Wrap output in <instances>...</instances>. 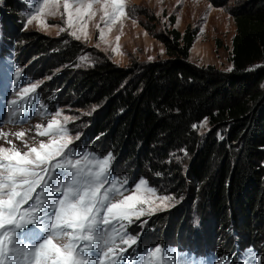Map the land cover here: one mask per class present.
I'll return each instance as SVG.
<instances>
[{
  "label": "trees",
  "instance_id": "1",
  "mask_svg": "<svg viewBox=\"0 0 264 264\" xmlns=\"http://www.w3.org/2000/svg\"><path fill=\"white\" fill-rule=\"evenodd\" d=\"M24 8L23 0L0 1L1 51L14 50L18 63L30 60V76L61 69L48 102L53 111L93 107L84 145L112 153L118 175L144 177L184 199L180 210L156 220L159 240L170 236L181 248L184 224L195 213L201 218L193 232L200 246L189 245L195 252L202 246L232 256L252 247L264 257V0L229 10L236 25L231 71L189 60L197 35L190 26L149 29L165 58L122 67L98 52L97 62L73 69L83 45L23 31ZM205 119L210 129L202 135L192 125Z\"/></svg>",
  "mask_w": 264,
  "mask_h": 264
},
{
  "label": "snow or ice",
  "instance_id": "2",
  "mask_svg": "<svg viewBox=\"0 0 264 264\" xmlns=\"http://www.w3.org/2000/svg\"><path fill=\"white\" fill-rule=\"evenodd\" d=\"M25 2L32 8L25 14L24 27L27 28L38 19L46 26L38 14L45 12L49 4L58 5L60 0ZM73 4L77 5L74 10ZM97 4L103 12L101 19L106 23L115 24L125 15V0H63L68 26L72 27L85 16L94 17L93 6ZM48 14L55 15V12L49 10ZM64 30L61 28V32ZM80 32L88 38L86 25L81 26ZM70 35L81 40L77 31ZM100 35L103 38L102 30ZM22 72L21 66L14 67L13 94L22 95L19 100L6 101L8 119L0 120V125L24 123L38 85L43 84L42 80L27 81ZM60 115L57 110L46 127L36 125L37 135L53 137L47 143L41 141L38 148L21 152L15 150V145L12 149L0 147V264H187L176 249L166 245L156 243L141 248L142 232L128 231L134 223L133 218L140 221L142 216L153 212L149 208L146 213L143 207L152 205L153 198L161 201L156 206L159 210L173 197L169 194L157 196L158 189L150 186L144 177L129 186L127 178L114 176L115 157L110 152L102 156L83 150L76 152L69 128L56 119ZM68 119L64 117L65 121ZM206 123L205 119L203 124ZM192 127L197 126L193 124ZM0 135L7 139L6 133ZM15 136L23 142L25 133L17 132ZM79 138L77 134L75 139ZM24 147L28 145L25 143ZM124 192L131 194L124 195ZM117 196L123 198L116 199ZM146 222L141 221L139 227L143 229ZM31 228L43 236L37 238L29 231ZM117 239L125 247H120ZM54 240L64 243L58 245ZM218 264H264V257L247 247L232 256L219 258Z\"/></svg>",
  "mask_w": 264,
  "mask_h": 264
},
{
  "label": "rangeland",
  "instance_id": "3",
  "mask_svg": "<svg viewBox=\"0 0 264 264\" xmlns=\"http://www.w3.org/2000/svg\"><path fill=\"white\" fill-rule=\"evenodd\" d=\"M243 1L245 0H228L224 6H214L209 0H125V15L115 24H111V22L106 23L101 19L103 12L100 10L101 6L97 4L93 6V10L96 12L94 17L89 18L85 16L83 20L76 21L72 27H69L67 24V14L64 11L63 0H60L58 5L49 4L45 12L38 14L40 19L45 22L46 26H42L38 19L33 20V22L25 28V14L31 11L32 8L30 4L23 0L25 8L22 12L24 19L22 29L23 31H36L49 38L59 39L67 36L69 41H77L70 35L72 31H77V34L81 35V40L77 42L83 45L84 50L83 53L77 57L76 63L72 68L83 69L100 59L98 52L122 67H129L133 64L142 65L165 58L163 44L149 32V29L150 31L158 32L164 27H175L183 32L186 27L190 26L192 29L197 30V35L190 50L189 60L199 66L214 65L221 70L228 71V69L232 67L230 61L231 47L232 39L236 32L235 21L229 10L237 3ZM36 2L37 0H32V4ZM76 6L77 5L73 4V10ZM49 10L55 12V15H49ZM171 17L173 18L171 19ZM82 25H86L88 34L87 39H85L80 32ZM97 25H99V27H97ZM61 28L65 30L61 32ZM109 28H111V30H109ZM201 28L203 31H201ZM101 30L104 33L103 38H101L100 35ZM117 37H119V39H117ZM1 45L0 39V46ZM85 57L86 59H82ZM27 61L28 59L18 63L15 60L14 50L7 48L2 52L0 48V120L7 121L8 119L6 101L13 99L19 100L20 95H22L20 93L13 94L15 86V66L19 65L22 67V76L25 77L27 81H43V84L38 85L37 93L32 99V104L27 109V118L25 122L19 125L10 123H3L0 125V133L7 134V139H5L3 135H0V147L12 149L13 145H15V150L25 152L31 147L38 148L41 141L47 143L53 137L51 135L47 137L37 135L38 129L36 125H41L42 128L46 127L47 121L59 110L61 115L56 117V119L60 120L62 124H66L69 128L71 138L74 141L72 147L76 152L83 150L89 154L95 153L96 156L106 154L104 150L99 148H97L98 150L91 149L81 141L82 128L86 125V119L93 111V107L84 110L67 105L53 111L52 107L49 105L48 101H50V99L48 98V92H51V88H53L57 82L56 80V82L54 81L55 83H51V80L61 73V69L53 70L51 74H41L39 77L30 76L28 73H31L33 66L30 60ZM25 86H27V84H25ZM40 105L44 107L41 108ZM40 113L44 114L40 115ZM65 116L69 117L68 121L64 120ZM209 129L210 126L208 121L206 124H203L202 121L197 126V130L202 135H205ZM17 132L25 133L23 142L16 138L15 133ZM77 134L80 135L79 140L75 139ZM7 141H11V144ZM25 143L28 145L27 148L24 147ZM112 172L114 176L120 179L127 178L129 186L139 180V178L137 180H130L126 175H118L114 171L113 163ZM149 184L158 189L157 186L151 183ZM162 192L164 193H161L158 189L157 196L169 194L173 197L171 200L165 202L166 207L156 210V206L159 205L161 201L153 198L154 203L152 205L143 206L146 213H148L149 208H152L153 212L142 216L140 221H136L135 218H133L134 223L128 228V231L133 234L142 232L139 238L140 247L143 248L145 245L151 246L159 243L169 248L176 249L177 252L184 257L187 264H218L219 258L224 256H219L214 250H207L202 246L199 248L198 252H195L189 246H194L196 243H199V241H194L195 234L193 232L199 231V221L201 218L195 213H191L188 216V219L191 221V226L189 223L187 226L186 223L184 224L187 231L183 235L181 248L174 245L176 240L170 236L167 238L165 237L166 239L159 240L156 235L158 229V225L155 224L156 220H159V217L162 215L180 210L182 208V201L184 200L182 197L178 196V193L166 192V190H162ZM129 194L131 193L124 192V195ZM122 198V196L116 197V199ZM24 207H26V205ZM141 221H147L143 229L139 227ZM123 223L126 224L127 222ZM189 227H192V231L190 232ZM163 228H165V226L161 227V229ZM29 231L35 233L37 238L43 236V233L35 228H31ZM187 242L189 244L185 245ZM54 243L60 245L64 243V241L54 240ZM117 244H119L120 247H125V245L120 244L119 239H117ZM203 244L204 242H202V245ZM203 254L205 256H201Z\"/></svg>",
  "mask_w": 264,
  "mask_h": 264
}]
</instances>
